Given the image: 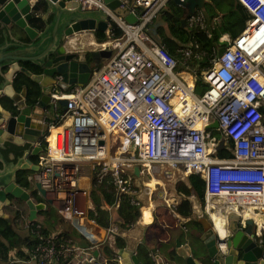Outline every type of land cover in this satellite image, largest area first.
<instances>
[{
    "label": "built area",
    "instance_id": "2783aa9c",
    "mask_svg": "<svg viewBox=\"0 0 264 264\" xmlns=\"http://www.w3.org/2000/svg\"><path fill=\"white\" fill-rule=\"evenodd\" d=\"M78 1L81 7L106 12V33L111 20L122 33L97 42L111 51L91 67L84 82L50 91L42 113L47 127L42 155L28 178L32 186L39 184L50 208L74 227L86 245L57 240L54 233L41 232L34 219H25L24 227L35 238L25 249L26 257L35 264H114L108 260L114 256L99 257L93 250L98 251L115 226H102L87 212L93 207V180L99 182L106 175L115 190L106 208L117 207L121 193L131 194L130 202L138 205L131 168L123 167L128 162L139 169L158 166L165 174H197L203 180L204 208L209 199H219L226 211L239 214L241 225L245 217L259 213L264 208V0H240L246 23L233 38L220 33L218 39L227 44L200 69L198 77L207 85L199 92L198 77L188 62L204 51L191 42L179 47L175 57L148 33L167 0H131L130 5L129 0H118V6L135 15L133 22L102 0ZM183 19L187 27H206L200 9L185 12ZM210 25H216L212 18ZM185 70L191 72L192 82L181 75ZM211 120H216L215 127L207 126ZM113 131L136 142L134 156L110 154ZM223 134L222 148L230 155L218 157L214 146ZM35 193L40 196L37 189ZM82 220L98 231H81Z\"/></svg>",
    "mask_w": 264,
    "mask_h": 264
},
{
    "label": "water",
    "instance_id": "95a60500",
    "mask_svg": "<svg viewBox=\"0 0 264 264\" xmlns=\"http://www.w3.org/2000/svg\"><path fill=\"white\" fill-rule=\"evenodd\" d=\"M41 1L45 4L44 10L40 14V18L43 19V28L38 30L30 26L28 20L32 16L31 10ZM172 1L181 4L179 0ZM102 2L125 21L133 22L135 20V15L129 12L127 7L118 6V0H102ZM128 3L130 5L131 0ZM203 5L204 0H189V3L183 5L182 8L185 13L192 12L196 7L200 8ZM107 16L101 8L81 7L78 0H0V68L5 69V79L0 76V91L10 96L17 105H22L20 102L22 89L14 94L9 83L13 73L18 70L30 74L29 70L18 64L19 61H30L41 65V74H30V76L39 82L43 91H49L54 80L55 85L52 88L60 86L62 89H66L70 83L84 82L91 69L85 57L86 54L94 65L108 56L111 50L105 46H94L86 51L69 49L64 45V40L68 35L79 31L90 33H93L94 30L105 31ZM180 22L181 25H184L183 17L180 18ZM158 23H162L159 18L151 27L152 33ZM21 34L26 36L29 41H23L20 38ZM43 95L38 104L47 100V95ZM58 101L60 104L65 103L64 99ZM0 117L4 118L2 114ZM21 117H24L26 129L31 131L37 129L35 115L29 111L27 106L21 108L17 119ZM216 125V120L207 123L208 127ZM224 142L225 135L223 134L217 140L214 148H222ZM29 144V142L23 141L22 144L13 145L0 138V217H3L8 223L11 218L1 208L3 203L9 201L7 195L25 201L27 219H33L37 210L43 209L45 205L43 201L32 200L27 190L16 184L14 179L9 180L11 173L16 169L17 162L22 161V158L19 157L21 151H27ZM24 167L35 170L37 164L26 157L17 169ZM130 171L134 176H138L139 165L133 163ZM33 186L39 191L40 197L44 198V190L39 184L35 182ZM44 200L49 202L46 198ZM261 210L253 218L245 217V226H242L239 214L230 209L225 214V222L222 223L223 234H220L215 225L207 218L203 219L204 225L202 224V229L199 232L194 228H190L189 231H192L195 239L200 242L206 256L211 259V264H264V238L263 244L260 243V239H257L264 233V227L261 228L264 208ZM173 241V251L177 259L173 258L171 264H201L197 258L192 256L188 243H181L178 237H175ZM219 243L222 246H219ZM75 244L85 246L86 241L80 239ZM93 253L96 254L97 250H93ZM113 256L114 259L108 260H112L114 264H170L166 263L154 248L149 249L145 257L146 261L141 259L142 257L140 258L136 251L129 250L125 246L117 247Z\"/></svg>",
    "mask_w": 264,
    "mask_h": 264
},
{
    "label": "trees",
    "instance_id": "16d2710c",
    "mask_svg": "<svg viewBox=\"0 0 264 264\" xmlns=\"http://www.w3.org/2000/svg\"><path fill=\"white\" fill-rule=\"evenodd\" d=\"M219 3L220 0H204V10L197 7L195 8L202 10L206 17V27L199 28L187 27L185 24L181 25L180 18L184 16L182 6L176 4L172 0H167L164 6L156 13L150 25L152 27L153 23L158 18L162 20V23L157 24L153 33L151 31V28L148 30L149 35L154 39L162 42L166 46L167 50L175 57L179 54V47L191 42H194L197 48L202 49L204 51V54L201 55L200 58H191L188 62L190 65V69L193 70L197 77L199 76L200 69L209 65L210 57L213 54L220 52L226 46V40L218 39L220 33L225 32L229 35L230 38H233L245 25L247 13L238 0H232L228 4V9L224 8L222 10L218 7L217 11L215 12V7L219 5ZM44 8L45 4L43 1L34 6V8L31 10L32 16L28 20V24L30 26L37 28L38 30H41L43 28V19L40 18V14L44 10ZM211 18L212 20L218 18L219 23L214 26L210 25ZM108 27V33L100 30H94L93 37L95 41L102 42L111 37L121 35V28L118 27L112 20L109 22ZM21 39L29 41L26 36L21 37ZM212 50H214V53H212ZM206 85L207 83L199 77L195 80V89L198 92L201 91ZM226 143L228 146H230V139L227 138ZM216 155L218 157H222L228 156L230 155V153L227 149L221 148L216 151ZM186 179L188 182L186 184L189 189L193 188L194 190V196L200 202H203V180L194 173L188 174ZM186 184L183 182H179L175 187L179 192L187 195L190 193V191ZM95 188L98 189L99 193H96L94 191ZM114 192V186L107 175L99 182L95 183V180H93V187L90 193L93 207L87 212V216L93 218L98 224L107 226L109 220L108 212L107 210L101 208L100 205L102 202L111 204L114 198ZM118 197L119 203L115 208L117 217L119 219L117 225L124 226L133 222V220L137 218V216L139 215V209L138 205L130 202L131 194L121 193L120 195H118ZM37 198L39 200H42L40 197ZM174 208L180 214H183L185 216L189 215L190 209L184 199H181ZM10 212L13 213L12 218L14 227H8L7 225H5L3 220L0 219V223L3 224V227H0V264H7L8 254L12 249L14 250V253L20 257L27 256L24 248L26 249L35 242V238H33L31 235H23L16 230V228H19L25 220L23 218L26 215V209L23 208L21 209V211H13L11 209ZM41 213H44V215H49L50 213L56 214L55 211L48 205H45L43 209L37 210L36 217ZM210 215L212 216V222L215 227L218 230H223V216L219 213H211ZM58 217L54 216L52 218V221L49 220V228L46 227L47 224H41L40 231L43 233H47L50 232L51 229L55 230L56 223H59L62 220V218ZM192 221L193 225L197 227L195 229L199 231V229H201L200 225L195 220ZM55 235L57 240H63L65 238H70V240H72L74 238V236L71 235V233L65 228H61ZM261 238L263 240L264 234L261 236ZM114 240L116 246L121 245V242H119L116 238ZM102 249L107 256H113L114 251L107 245L103 244ZM167 252L170 256H172L174 254L173 247L170 246ZM143 254L145 255V257L147 256L146 248L143 249Z\"/></svg>",
    "mask_w": 264,
    "mask_h": 264
},
{
    "label": "crops",
    "instance_id": "0c3cea01",
    "mask_svg": "<svg viewBox=\"0 0 264 264\" xmlns=\"http://www.w3.org/2000/svg\"><path fill=\"white\" fill-rule=\"evenodd\" d=\"M213 21L216 22L215 19H213ZM104 32H106V29ZM20 36H22V34ZM79 40H85L84 42H86V43H92L93 46L94 45L98 46L97 41H95V39L93 37V33H90L88 31H79V32H75V33L68 35L66 37V39L64 40V45L69 49H79L80 48L79 47ZM156 167H158V166H155V168ZM141 174H142V171L140 168L138 176H141ZM146 184L148 186H150L151 189L154 188L153 180L147 181ZM94 191L96 193H99L98 189H96V188L94 189ZM189 191L191 192V189H189ZM192 196L198 201V199L194 195H192ZM178 197H180L179 200L171 201L168 203L169 208H168V210H165L166 212H164V214H166L165 218L159 217L160 215H158L157 216L158 219L157 218L155 219V218H153V216H151L149 219L145 220L142 218V216L140 214V207H138L139 215L137 216V218H139V219L136 218L135 220H133V222L126 224L124 226L117 225V222H119V219H118L116 211H115L116 207L106 208L104 206V205H106V203L102 202L100 207L107 210V212H108V217H109L108 224L110 223V225L115 226L116 229H115V232L112 233L110 236H108L104 242L100 243L97 246L98 256L99 257L102 256L104 258H110L109 256H107L104 253V251L102 249V245L103 244L107 245L109 248H111L115 252L117 247H119V246H116L114 243L115 238L119 242H121L120 246H125L129 250L136 251L137 255L140 258L145 257V255L143 254V249L146 248L147 253H148L149 249L154 248L155 252H157L160 256H162L165 260L168 259L169 253L167 251H168L170 246L171 247L174 246L173 240L175 237H178L181 243H188L191 251L194 250L196 253H198L197 250L201 246L200 242L197 240L194 245L191 244V241H194L196 239L193 235V232L189 231V230H191L193 228L195 230V228H197L195 225H193L192 220H195L200 225V228L202 229V224L204 225L203 219L207 218L209 221L212 222V216L210 215V213H213V214L219 213L220 215L223 216V218H224L223 222H225V214H226V212H227L226 210L228 208H226L224 205H222V203H219L218 205H213V207H211L212 210H210L211 208H208V206H206V208H203V210L205 209L208 211V213H207L208 216H203V213L201 214L200 212H198L196 214V216H193L192 214H190L192 217H190V215L182 216L176 210H174L175 205H177L180 202L183 195H180ZM203 200H204V198H203ZM194 203H195V201H194ZM198 203H199V201L197 202V204ZM144 205H146V204H144ZM138 206H139V204H138ZM194 206H196V205H194ZM145 207L151 211L150 203H148ZM145 207H143V208H145ZM55 215L58 217L57 214H55ZM167 215L169 216L168 218H167ZM254 216H256V213L254 214ZM179 226L181 227L182 231L177 230V227H179ZM188 227H190L191 229H187ZM62 228H64V227H62ZM60 229L61 228H59L56 225L55 230H50V233L56 234L57 231H59ZM16 230L20 234H23V235L29 234L28 231L26 230V228L25 229L16 228ZM199 231H200V229H199ZM68 239L72 243H76L78 240L84 239V238H82V236L78 233V236L74 237L72 240H70V238H68ZM24 250H25V248H24ZM7 264H35V263L33 261L29 260L26 256L20 257V256L16 255L14 253V250L12 249L9 251Z\"/></svg>",
    "mask_w": 264,
    "mask_h": 264
},
{
    "label": "flooded vegetation",
    "instance_id": "af4514ba",
    "mask_svg": "<svg viewBox=\"0 0 264 264\" xmlns=\"http://www.w3.org/2000/svg\"><path fill=\"white\" fill-rule=\"evenodd\" d=\"M23 36L24 35H22L21 37ZM23 41L27 42L26 40H23ZM77 50L86 51V49H77ZM85 57L87 58V54ZM87 62L92 67L91 65L92 63L88 58H87ZM18 64L20 66H23L27 70H29L30 74H34V75L41 74V70H42L41 65L34 64L30 61H19ZM4 72H5V69L1 68L0 76H2L5 79ZM30 74H25L24 72L18 70L13 73L11 79L9 80V83L11 86L10 89L14 92V94L18 93L19 90L22 89V95L20 97V102L22 103V105L20 106L17 105L10 96H8L5 92L0 91V114L4 116V118L0 117V138L13 145L22 144L23 141L30 143L27 148V151H24V150L21 151V154L19 157L22 158V161L17 162L16 164L17 167H19V165L24 162L26 157L29 158L31 162L37 164L39 158L42 155L41 153L44 147V142H45V137H46V132H47L46 124L43 122V118H42L43 107L47 103V100L49 99V93L53 89L52 87L55 85V80H54V82L51 84L49 91H46V90L43 91L41 89L39 82L32 79ZM43 94L47 95V98H46L47 100L41 104H38V101ZM25 106H27L29 108V111H32L35 115V123L37 125V129L35 131L26 129V126L24 123V117L17 119V116L20 113L21 108ZM16 166H15L16 169H14L13 172L11 173L9 180L14 179L16 184L25 188V190H27L29 194V197H31L32 200L40 201L37 198L40 196H38L35 193V189L33 188L32 183L30 182L28 178L31 173V170H29L26 167L17 169ZM0 169H1V163H0ZM151 170L152 172H157V173L164 172V170L160 167H156ZM7 198L9 199L8 203H3L1 208L3 209L4 212H7L9 214L11 221L8 223L3 217H0V219H2L5 225H7L8 227H14L13 218H12L13 213H11L10 210L12 209L13 211H16V210L21 211V209L25 208L27 211V208L25 205V201H22L17 198H13L10 195H7ZM35 217L33 219H35ZM250 218H253V217H250ZM23 219H27V212ZM262 223L263 225L261 226V228L264 227V218H263ZM242 226H245V221ZM256 226L257 224L255 225V229H256ZM0 227H3L2 223H0ZM263 234L264 233H262L257 238V239H260L261 244H263V240L261 238ZM191 254L194 258H197L201 264H211L212 263L211 259H209L206 256L203 248L198 253H196L195 251H191ZM174 257H175V254H173L172 256L169 255L168 259L165 260L163 258V260L166 263H169V260H172ZM141 259H143L144 261L147 260L145 259V257H142Z\"/></svg>",
    "mask_w": 264,
    "mask_h": 264
},
{
    "label": "rangeland",
    "instance_id": "374dc122",
    "mask_svg": "<svg viewBox=\"0 0 264 264\" xmlns=\"http://www.w3.org/2000/svg\"><path fill=\"white\" fill-rule=\"evenodd\" d=\"M232 0H220L219 5H217L215 7V12L217 11V8L219 7L220 9H224V8H229V3ZM181 5V4H179ZM183 6V5H181ZM204 6L200 7L201 9L204 10L203 8ZM216 22L215 24L219 23V19L215 18ZM214 22V21H213ZM91 38V37H90ZM85 40H79V49H88L91 47H94L92 43H86L84 42ZM92 63V62H91ZM92 65V64H91ZM95 65V64H94ZM92 65V67L94 66ZM184 77V80L187 82H192V78H191V72L188 70H185L184 72H182L181 74ZM112 152V150H111ZM42 154V153H41ZM123 167L127 168V171L130 168V163H123ZM141 171L142 174L141 176H134L131 173V186L133 188L132 193L134 194V198L136 199V201L138 202L140 207V214L142 216V208L145 207L148 203H150L151 205V216H153V218H157L158 215H160L159 217H166V214H164V212H166L165 210H168V203L171 201H177L180 199V195H183L182 200L184 199L186 204H188L189 206V215L192 214L193 216H196V214L198 212H200L201 214L203 213V216H208V211L207 210H203L204 208V202L205 200H203V202H200L197 204V200L191 195V192L187 195L180 193L177 189H176V184L179 182H185L188 183L187 180L183 177L182 174L179 173V176L177 174L174 175H170L167 176V174H165L164 172H152V170L147 169V168H143L141 167ZM127 174L129 175L130 173L127 172ZM149 180H153L154 181V188L151 189L150 186H148L146 183ZM187 186V185H186ZM188 187V186H187ZM189 189V187H188ZM192 197V198H191ZM134 199V200H135ZM43 203L45 205H48L47 202H45L44 198H42ZM195 201V203H194ZM194 203V204H193ZM209 205L208 208L213 207V205H218L219 203H221V200H217V199H209ZM146 204V205H144ZM185 204V203H184ZM196 205V206H194ZM49 206V205H48ZM45 207V206H44ZM175 210V208H174ZM212 210V208L210 209ZM180 214V213H179ZM182 216H185L183 214H180ZM56 216L54 213H50L49 215H44V213H41L40 215H38L37 217H35V221L37 223L40 224H44L46 225L47 228H49L50 226V221H52V218ZM51 217V218H50ZM169 216L167 215V218ZM190 217H192L190 215ZM139 219V218H137ZM158 219V218H157ZM50 220V221H49ZM26 220H24L23 224L20 225V227L18 229H25L24 224H25ZM56 225L59 228H66V230H68L71 235H73L74 237L78 236V232L75 231L74 227L67 221L62 219L59 223H56ZM187 229H190V227H188ZM53 230V229H51ZM178 231H182L181 227H177ZM194 240V239H193ZM197 240L191 241V244L194 245L196 243ZM197 247V246H196ZM202 247V246H200ZM195 248V247H194ZM202 249V248H200ZM200 249L198 248V252L200 251ZM194 251V250H192ZM177 258L174 257V260H176ZM169 263H171V260H169Z\"/></svg>",
    "mask_w": 264,
    "mask_h": 264
},
{
    "label": "bare ground",
    "instance_id": "6f19581e",
    "mask_svg": "<svg viewBox=\"0 0 264 264\" xmlns=\"http://www.w3.org/2000/svg\"><path fill=\"white\" fill-rule=\"evenodd\" d=\"M238 1L242 5L240 0H238ZM179 2L181 4H183V5H187L189 3V0H179ZM242 7H243V5H242ZM245 23H246V21H245ZM108 148H109L110 154L111 155H115V156L129 157V156H134L137 153V144H136V142L134 140L130 139V138L124 137L123 135H121V134H119L118 132H115V131H113L111 133L110 137H109V147ZM111 150H112V152H111ZM131 166H130V168H131ZM170 175H172V173H168L167 174V176H170ZM186 177H184V178L186 179ZM153 183H154V181H153ZM150 217H151L150 210L148 208H146V207L143 208L142 209V218L147 220ZM78 227L84 233L93 234L96 231H98L96 226L90 224L89 222H87L85 220H82L78 224ZM218 232L220 234H223L224 230L221 229V230H218Z\"/></svg>",
    "mask_w": 264,
    "mask_h": 264
}]
</instances>
